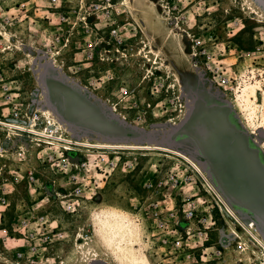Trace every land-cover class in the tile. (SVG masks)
<instances>
[{
  "label": "rangeland",
  "instance_id": "374dc122",
  "mask_svg": "<svg viewBox=\"0 0 264 264\" xmlns=\"http://www.w3.org/2000/svg\"><path fill=\"white\" fill-rule=\"evenodd\" d=\"M78 3L79 0H63L61 11L78 10ZM111 4L127 46L133 51L116 56L113 61L80 67L82 47L74 42L83 33L82 27L77 25L75 32L63 31L65 38L71 35L72 45H56L58 30L54 26L58 25L59 16L53 15L55 10L49 0H0V34L5 44H10L0 54V72L8 81H15L13 87H17L18 95L13 98L19 106L29 112L49 110L58 119L52 126L55 135L92 144H115L105 139L106 135H116L117 141L124 144V138L133 137L135 129L123 128L119 121L130 125L129 118L144 112L145 125L131 124L144 130L140 146H161L186 155L195 149L191 141L175 136L173 144L167 142L183 124V115L197 96L202 103L229 105L239 134L246 133L264 160V138L257 135L260 129L264 130V19L253 14L244 0H111ZM177 25L199 33L195 39L203 43L202 48L182 46L184 32ZM120 85L135 91L140 113L129 110L132 101L128 100L122 110ZM251 87H256L262 101L251 94ZM44 88L49 106L44 100L34 102L41 99L39 90ZM249 97L252 104H248ZM51 98L65 117L50 103ZM5 100L0 88V116L7 108ZM148 104L151 109L147 110ZM220 114L226 119L229 110L224 108ZM153 123H171L172 128L152 129ZM3 131L0 129V145L5 148L0 153V200L5 197L7 206L0 216V264L195 263L189 257L171 255L155 242L143 214L135 210L145 196L148 181L165 183L170 170L183 179V157L153 148H101L120 149V156L130 158H123L102 177L93 171L81 173L74 181L71 175L57 174L45 162L49 149H34L25 139L12 148ZM44 137L45 144L53 140ZM99 149L81 146L83 152L77 156L93 160ZM113 156L117 155L109 158ZM127 160L133 161V169L125 166ZM31 169L39 172L37 188L26 183V172ZM236 179L222 176L227 192L247 203L252 211L235 209L244 227L237 226L239 237L222 241V257H209L203 264H264V222L258 217V213L264 216V181L256 184L252 179ZM192 187H168L167 193L191 196L195 194ZM42 201L47 202L45 207L38 206ZM42 217L47 224L36 240L38 250L32 251L33 244L26 241L20 223L30 219L34 227H39L43 222L37 221ZM120 223L125 226L122 234ZM219 227L222 231L227 229L224 221ZM44 233L51 237L45 244L41 239ZM210 238L213 243L218 240L216 235ZM244 244L251 247L244 251Z\"/></svg>",
  "mask_w": 264,
  "mask_h": 264
},
{
  "label": "built area",
  "instance_id": "2783aa9c",
  "mask_svg": "<svg viewBox=\"0 0 264 264\" xmlns=\"http://www.w3.org/2000/svg\"><path fill=\"white\" fill-rule=\"evenodd\" d=\"M53 10V15L59 16V23L54 28L58 30L54 43L56 45L70 46L72 41L64 37L63 31L66 33L75 32L78 25L83 28V33L79 35V40L74 45L81 43L83 59L79 61L80 67L84 64L93 65L95 62L113 61L116 56H125L129 51H133L132 47L127 46L126 39L122 33V27L118 24L116 17L111 8V0H79V8L75 11H61L63 0H49ZM71 20V22H70ZM0 54L4 53L10 47L5 44V38L0 34ZM9 43V42H8ZM226 80L223 81L225 85ZM15 81H8L6 76L0 72V88L6 96L5 110L0 116V129L5 132L6 143L12 148L18 147L19 141L29 140L34 149L47 148L50 153L46 155L47 162L57 174L62 176H70L74 181H78L81 173H92L97 176H104L108 173L107 169L114 170L123 158L130 156H120V149H99L95 159L82 160L77 156L81 151V146L76 145L77 142L68 139L69 146H65L63 141H52L49 144L44 143L43 132L49 131L55 135L53 127L48 126L47 119H44L41 111L35 109L33 112L23 110L13 98L18 95L13 87ZM126 89H121L126 94ZM120 94V89H119ZM8 110V114L4 111ZM13 124L17 126L14 127ZM66 139V138H65ZM28 142H26L28 144ZM69 147L70 150L67 149ZM22 148V147H20ZM5 148L0 145V153ZM129 151V150H122ZM133 152V151H129ZM90 153V152H87ZM116 154L117 156L112 155ZM132 153H129L131 155ZM111 155V156H109ZM126 167L133 169L135 167L133 161L127 160ZM180 170L185 171L183 179L179 174L169 171L166 174L167 182L148 181L145 185V196L139 201L135 210L143 214V219L148 225V229L152 231V237L161 247L170 251L172 255L181 257H189L195 263L203 264L204 260L209 257L220 259L223 255L222 241H227L230 237L233 240L239 237L237 226L242 229L240 219L235 209L228 203L225 197L219 192L216 186L204 173L203 175L197 171L190 163L182 158ZM75 171V172H74ZM38 174L36 169L26 172V183L29 187H38ZM169 174V175H168ZM96 181V177H93ZM183 185H187L189 189L195 188V194L185 196V193L179 194L167 193V188L178 189ZM170 185V186H168ZM185 196V197H184ZM42 204V205H40ZM79 205L78 202H76ZM47 202L42 201L38 206L45 207ZM7 206V200L3 197L0 200V216L3 209ZM224 221L227 229H220V222ZM32 220L24 219L20 223L23 229V236L26 241L33 244L32 251L38 250L36 240L41 235V230L45 223V217L38 219L37 222H43L39 227H34ZM39 230V232H38ZM55 229H52V233ZM159 235V236H156ZM216 235L217 242L213 243L210 236ZM44 236V237H43ZM45 233L41 236L44 244L51 237H45ZM224 236V237H222ZM224 239H220V238ZM230 240H232L230 238ZM224 247V246H223ZM22 257V253H19ZM199 261H198V257Z\"/></svg>",
  "mask_w": 264,
  "mask_h": 264
},
{
  "label": "water",
  "instance_id": "95a60500",
  "mask_svg": "<svg viewBox=\"0 0 264 264\" xmlns=\"http://www.w3.org/2000/svg\"><path fill=\"white\" fill-rule=\"evenodd\" d=\"M253 1L256 5L262 8V10L264 11V0H253ZM258 99L259 101H262L261 95H258ZM34 102H36L35 104H37L39 101H34ZM202 102L203 101L199 97L194 96L193 104L190 107V115L187 121H185L179 128L175 129V132L172 135H170L167 143L169 145L173 144V138L175 136H182L186 138L187 140L191 141L195 149L187 151L186 155H188L192 160L198 163V165L202 168V170L207 174L208 178L212 181V183L216 186L219 192L225 197V199L234 209L237 210V208H239V209L252 211V210H249L250 207L247 205V203L240 201L235 196L227 192V190L225 189L223 185L224 181L222 180V176H225V175L234 176L237 178L236 180L239 182H242L241 180H245V179H252V180H255L256 184H260L264 181V160L260 156V152L254 149L250 141V138L246 135V133H241V135L239 134L240 130L238 129L235 115H233L232 109L228 107L229 105L220 107L218 104H212L217 109L220 108L219 109L220 113L221 111L224 110V108H227L229 110V114H228L229 116L227 118L229 119L230 129L232 131V134L234 135V140L236 141L238 145V149L235 150V152L225 153L223 151L218 150L215 147L213 148L208 147L201 140L200 138L202 136L201 133L197 131H190L189 124L195 116L197 107H199L202 104H207V102L206 103H202ZM123 121L124 120L119 121L121 124V127L123 128L133 127L135 129V132L132 134L133 137L124 138L125 141L122 142L124 143L122 145L132 146V144L135 143L136 146H140V143L143 142L142 134L144 133V130L134 127L131 124L129 125ZM222 121H224V118ZM107 124L109 128H111L112 125L110 123H107ZM76 127L82 129L79 126H76ZM151 128L168 130L172 128V125L154 124L151 126ZM96 132H98L100 135H103L99 130ZM258 133L260 135V139H263L264 138L263 130L260 129ZM104 137L105 139L113 141V143L115 144H120V141H117V139L119 138H116L117 137L116 135H113V136L106 135ZM244 164L248 165L247 169L241 172ZM260 215L261 214L258 213V216ZM260 219L264 222L263 215L260 216Z\"/></svg>",
  "mask_w": 264,
  "mask_h": 264
},
{
  "label": "flooded vegetation",
  "instance_id": "af4514ba",
  "mask_svg": "<svg viewBox=\"0 0 264 264\" xmlns=\"http://www.w3.org/2000/svg\"><path fill=\"white\" fill-rule=\"evenodd\" d=\"M161 11L164 12V10H161ZM174 25L175 24H173V27ZM177 27L179 29H182L184 32L183 34H181V38H182L181 45L182 46L186 48L190 47L191 50L192 49L194 50L197 47L202 48L203 43L195 39L196 36L199 35V33L195 34L191 31H188L187 29H183L181 25H177ZM193 53H191L190 56H192ZM201 54H204V53L201 52ZM121 89H126L127 90L126 94H123L121 92ZM136 97L137 96L133 89H131L128 86L120 85V105L123 106L122 110L124 108L123 103H125L126 100H128V102L132 101V105L131 107H129L130 108L129 110L140 113L141 105L139 101L136 99ZM148 108L151 109V104H148L147 107H145V109L147 110ZM143 109L144 108H142V110ZM219 109L220 108L217 109L212 104H209V102L208 104L200 105L199 107H197V111L195 112V116L193 120L189 124L190 126L189 128H190V131H197L201 133L202 136L200 138L208 147H211V148L215 147L218 150L223 151L225 153L226 152L232 153L238 149V145L236 141L234 140V135L232 134V131L230 129L229 119L224 118V121H222L223 117L221 116ZM127 110L128 109H126L125 111ZM141 113L139 115H136L135 117L129 118L128 122H130V124H133L134 122L138 123L139 126L145 125L146 123L143 122L144 121L143 118H146L145 115H147V113L146 114L144 112H141ZM189 115H190V109L189 111L185 112V115H183L184 117L183 123L187 121ZM127 118H124V119L127 120ZM162 124H166V123H162ZM167 124L172 125L171 123H167ZM150 125L152 126L154 125V123ZM257 135L260 138V135L259 134ZM247 166H248L247 164H244L241 172L245 171L247 169Z\"/></svg>",
  "mask_w": 264,
  "mask_h": 264
},
{
  "label": "bare ground",
  "instance_id": "6f19581e",
  "mask_svg": "<svg viewBox=\"0 0 264 264\" xmlns=\"http://www.w3.org/2000/svg\"><path fill=\"white\" fill-rule=\"evenodd\" d=\"M244 2L246 3V5L247 6H249V9L252 11V13L253 14H255V15H258L260 18H262V19H264V11L262 10V8H260L258 5H256L255 3H254V1L253 0H244ZM259 18V19H260ZM263 21V20H262ZM255 88L256 87H251L250 89H249V91L251 90V94L254 96V97H257V93H256V91H255ZM39 91H41V94H40V96H39V98H41V99H39V102H40V100H44L45 102H46V104L49 106V104H48V97H47V95H48V91L44 88V90H39ZM45 95V97H46V99L45 98H43V96ZM247 97H248V95H247ZM51 101H50V103L59 111V109L54 105V103H53V98H51L50 99ZM248 104L249 103H253L252 102V100H251V98L249 97L248 98ZM247 103V102H246ZM250 104V105H251ZM64 105V104H63ZM70 108H72L71 106H70ZM249 108V107H248ZM41 110V109H40ZM72 110V109H71ZM42 111V115H43V117H44V119H47V121H48V126H54L56 123H57V116H55L54 114H52L49 110H41ZM60 112V111H59ZM60 114L63 116V117H65L64 116V114H62L61 112H60ZM72 114V113H71ZM54 121V122H53ZM61 122V121H60ZM76 124V123H75ZM14 125V127L15 126H17L16 124H13ZM79 126V125H78ZM174 126V125H173ZM262 126V125H261ZM264 131V130H263ZM98 133V132H97ZM42 135L43 136H46V137H51V138H53V140H51V141H54V142H56L57 140H63V141H65V142H70L68 139H65L64 137H58V136H51L49 133H47V132H43L42 133ZM175 140V139H174ZM48 141V140H47ZM263 143H264V141H263ZM76 144H79V145H81V146H84V147H89V148H93V147H95V148H114V147H118V148H149V149H151V148H153V149H162V150H167V151H170V152H174L175 154H178V155H180L181 157H183L184 159H186L187 161H189V162H191V164L193 165V167H195L196 169H197V171H199L202 175L204 174L203 173V171L201 170V168L192 160V159H190L188 156H186V155H184L183 153H181V152H176V151H174V150H172V149H169V148H164V147H161V146H153V147H150V146H134V145H132V146H130V145H122V144H92V143H89V142H81V143H76ZM65 146H69L68 144H64ZM68 148V150H69V147H67ZM177 151H178V149H177ZM259 218H260V216H258ZM262 218V217H261ZM123 232H125V226H123L121 223H120V233L122 234ZM132 236V235H131ZM258 240V242H260V243H262V241L260 240V239H257ZM263 244V243H262ZM79 245V247H80V249H82V246H80V244H78ZM244 246H245V249H244V251H246L247 249H249L251 246L249 245V244H244ZM263 246H264V244H263ZM134 250V249H133ZM137 261V260H136ZM139 262V261H138ZM103 264H107V263H103Z\"/></svg>",
  "mask_w": 264,
  "mask_h": 264
}]
</instances>
